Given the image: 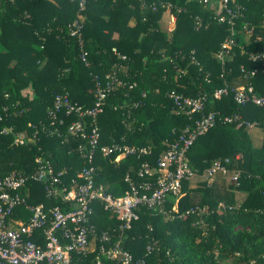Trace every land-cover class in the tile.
Returning <instances> with one entry per match:
<instances>
[{"label": "trees", "instance_id": "1", "mask_svg": "<svg viewBox=\"0 0 264 264\" xmlns=\"http://www.w3.org/2000/svg\"><path fill=\"white\" fill-rule=\"evenodd\" d=\"M166 1L182 10L167 12L176 17L171 36L159 27L163 11H152L149 0H87L80 44L68 34V26L78 16L77 0H58L56 4L0 0V107L11 109L0 121V129L12 127L27 141L16 146L12 134L0 135V167L15 155L25 156L15 172H0V176L33 171L35 156H42L54 170H67L64 183L74 177L84 166L81 156L87 153V146L66 133L74 116L61 115L63 123L59 125L57 121L52 123L48 109L53 106L55 93L62 90L68 91L73 102L92 107L95 81L104 84L106 76L113 75L123 85L107 95L98 116L100 145L118 143L151 151L141 157L126 155L118 162L115 154H96L97 186L112 196H122L129 189L126 176L136 179L143 163L155 167L158 157L174 140L172 131L179 132L189 124L168 94L203 96L206 111L221 116L239 113L245 121L256 122L261 145H253L244 127L217 122L189 148V166L196 175H202L215 160L228 158V169L240 172L238 184L228 187L220 176L212 185L199 182L191 187L189 180L183 182L178 199L167 197L161 207L141 209L139 219L123 234L121 246L143 264H264V108L239 107L231 95L212 98L214 90L224 83L234 90L239 85H251L258 95L264 94V61L249 59L250 53L264 51V28L260 26L264 1L239 0L243 17L237 22V30L247 22L263 39L256 41L252 36L241 46L236 35L238 44L223 67L217 52L229 34L228 25L218 24L208 8L192 0ZM196 16L209 23L208 27L196 29ZM130 20L134 26L128 25ZM17 31H21L20 41L28 40L27 45L15 42ZM82 52H86L88 65L81 60ZM191 56L198 64L192 63ZM255 69V75L250 76ZM28 88L33 91V99L23 93ZM29 122L35 126L30 141L25 133ZM26 189L33 194L26 200L29 206L61 204L48 198L40 183H29ZM194 207L205 208L204 214L189 213ZM23 211L27 213L26 222L29 213ZM102 217L101 223L98 220ZM92 223L98 236L107 232L111 240L118 237V222L102 210ZM32 239L42 243L41 231ZM148 245L152 246L150 253ZM95 257V252L80 258L75 255L71 264H97Z\"/></svg>", "mask_w": 264, "mask_h": 264}, {"label": "built area", "instance_id": "2", "mask_svg": "<svg viewBox=\"0 0 264 264\" xmlns=\"http://www.w3.org/2000/svg\"><path fill=\"white\" fill-rule=\"evenodd\" d=\"M78 1V16L68 26V34L77 38L82 44L81 35L83 30L84 17L82 12L85 9L87 0ZM143 1V0H142ZM152 11L169 12L171 10L180 13L182 10L166 0H149ZM204 5L214 15L213 19L218 24L228 25L229 34L221 43L217 52V59L221 67L225 66L226 58L238 42L236 35L244 32L249 37L254 36L256 41L263 38L255 33V26L242 22V29L237 30V22L243 17V7L239 0H192ZM264 1V0H261ZM173 15V14H172ZM201 17H195L196 29L207 28ZM264 28V16L260 23ZM112 52L121 60H126L115 49ZM252 62L264 61V51L252 52L249 54ZM81 60L88 65L86 52H82ZM191 61L198 64L194 56ZM244 69L241 68V72ZM257 70L249 72L254 76ZM106 82L95 81L94 103L90 108H84L73 102L68 91L62 90L55 93L53 106L48 109L49 117L53 122L57 121L62 125L61 115L64 117L74 116L76 119L68 126L67 135L76 136L87 146V153L81 156L84 159V166L79 169L74 177L63 182V176L67 170H54L53 166L41 157L35 158L36 166L33 171L27 173H11L0 176V264H71L75 255L80 258L86 253L95 252L97 264L112 262L113 264H143V261H135L132 255L122 248L121 240L123 234L131 228L132 224L139 219L141 209L152 211L161 207L167 197L178 199L182 194L183 182L195 176H201L204 182L210 184L218 174L231 175V184H238L239 171H230L228 165L230 160H215L202 175H196L189 166L187 152L194 141L207 133L217 122L234 125L235 128L244 127L252 130L256 122L245 121L239 113L221 116L219 112L206 111L205 97H191L177 92H170L168 98L172 100L179 114L185 117L188 125L183 129L173 130L174 140L169 144L168 149L161 154L155 167L148 163L141 164L136 172V179L127 175L125 181L129 189L124 195L115 197L105 192L101 186H97L95 180L97 169L95 166L96 154L109 157L115 154V159L126 155L141 157L150 154L149 148H135L121 146L114 143L111 146L100 145V128L98 116L103 111V104L107 95L116 90L123 83L113 75H107ZM134 85L130 86V89ZM232 96V99L239 107L253 105L264 108V94L258 95L253 86H241L236 90L231 89L227 83L218 87L212 93L214 100ZM10 107H0V121L7 117ZM12 134L13 143L16 146L26 144V141L19 134L15 133L12 127L0 129V135ZM78 150H81L78 145ZM239 158V156H236ZM36 182L43 185L48 198L58 199L61 204L47 207L43 203L29 206L23 197L22 190L28 188V184ZM264 195V191H263ZM67 203L70 208L66 209ZM24 208L28 213L26 222L21 223L17 228L10 225L13 214L19 208ZM96 207L109 218L118 222L115 240H111L107 232L99 236L94 228L92 219L96 216ZM205 208L194 207L189 213L202 215ZM37 231H41L42 243L32 238ZM96 241L94 248L90 250L91 243ZM97 243L99 244L97 246ZM152 246H147L150 253Z\"/></svg>", "mask_w": 264, "mask_h": 264}, {"label": "crops", "instance_id": "3", "mask_svg": "<svg viewBox=\"0 0 264 264\" xmlns=\"http://www.w3.org/2000/svg\"><path fill=\"white\" fill-rule=\"evenodd\" d=\"M44 1L50 2L52 4H56L58 2V0H44ZM25 16L29 18V15L28 14H25ZM168 19L171 21L170 23H173V26L170 25V27H173V31L172 32H174V30L176 28V17L174 15L170 14V13H166L165 12V13H163L161 15L160 20H159V27H160L161 31L164 32V33H165V30H164V27L162 26V23L163 22L165 23V21L166 20L168 21ZM128 25L129 26H134V21L133 20H130ZM22 32H24V31H22ZM20 33H21V31L14 32L15 42H17L18 45L19 44H22V42L25 43V45H27L28 40H22V41H20V38L18 37L20 35ZM167 35H169V34H167ZM33 45L36 47V44H33ZM42 64L44 65V63H42ZM241 86L242 85H239L237 87H241ZM23 93H24V95L29 96V99H33V91H32L31 88L26 89L25 91H23ZM27 127H28V129H26V132L25 133L28 136V139L27 140L30 141L32 139V137H33V132H31V129L35 128V126H34V124H32V123L29 122L28 125H27ZM250 131L251 132H249V135L251 137V140H252L253 145L254 146L261 145L262 136L258 132H255V130H250ZM258 131L260 132V130H258ZM255 138L258 140V144H255V142H254V139ZM35 158H38V156H35ZM41 158L43 159L44 157L41 156ZM122 158L123 157L121 156V157L117 158V160L115 159V161L118 162ZM24 160H25V156L24 155H22L21 158L19 156L15 155L13 158H11V160L9 159V162L8 163H4L3 168L0 167V172H2V173L15 172L16 171L15 169L17 167L20 168V163L21 162H24ZM195 177L196 178H200L201 176H195ZM217 178L215 177L213 179V181L211 182V185L214 184L215 181H217ZM200 180L202 182H204L203 179L200 178ZM190 186H191V184H190ZM24 192L25 193L23 194V197H24L25 201L28 200L29 198H32L33 197L32 191H30L29 189H25ZM23 210H25V209H23ZM23 210L17 211L15 213V215L12 216V218L10 220V225L12 227L17 228L21 223H24L25 222V220L27 218V213L25 211H23ZM96 212H97V215L96 216H98V214H100V208L99 207H96ZM98 221L101 222L100 220H98Z\"/></svg>", "mask_w": 264, "mask_h": 264}, {"label": "rangeland", "instance_id": "4", "mask_svg": "<svg viewBox=\"0 0 264 264\" xmlns=\"http://www.w3.org/2000/svg\"><path fill=\"white\" fill-rule=\"evenodd\" d=\"M165 13V12H163ZM167 13V12H166ZM171 21L168 19V21L166 20L165 23L163 22L162 23V26L164 27V30H165V33L166 34H169V36H171V34L173 33V27H170V25L173 26V23H170ZM238 36V39H239V43L240 45L242 46L243 44H246V42L248 41V35L245 34L244 32H240L239 34H237ZM252 130H255V132H258L260 134V132L258 130H260L259 128L255 127L254 129ZM251 132L250 130H248V133ZM254 142L255 144H258V140L255 138L254 139ZM220 176V178L222 179V181L224 183H227L226 185L229 187L231 186V175L230 173L229 174H221V175H217L216 178ZM201 179H203L202 177H200ZM200 178H196V177H193L189 180V183L191 184V187H196L197 184L199 182H202L200 180ZM238 196V199H241V195H237ZM101 223L104 221V218L102 217L100 219ZM94 244H96V241L93 240V242L91 243V248L90 250H92L94 248ZM228 263V262H227Z\"/></svg>", "mask_w": 264, "mask_h": 264}]
</instances>
